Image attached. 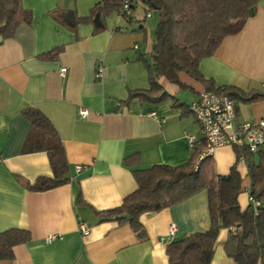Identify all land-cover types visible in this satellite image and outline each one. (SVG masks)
<instances>
[{"label": "crops", "instance_id": "obj_1", "mask_svg": "<svg viewBox=\"0 0 264 264\" xmlns=\"http://www.w3.org/2000/svg\"><path fill=\"white\" fill-rule=\"evenodd\" d=\"M98 2L20 0L29 19L0 33V232L28 234L0 264H169L170 241L210 227L205 188L140 214L137 231L98 218L137 188L133 169L189 162L203 135L188 107L206 88L185 72L179 84L159 76L152 85L156 11L137 0L128 15L105 14ZM197 70L210 89L235 94V126L264 119V0ZM139 91L145 95H134ZM29 110L51 130L35 127ZM55 143L64 152L65 181L31 189L37 179H57L48 154ZM258 152L264 143L253 151L255 161ZM208 157L217 177L235 166L241 178L236 200L244 210L251 204L244 157L237 160L229 145ZM171 223L175 234L168 240ZM227 236V229L218 231L209 264L234 263L224 251Z\"/></svg>", "mask_w": 264, "mask_h": 264}, {"label": "trees", "instance_id": "obj_2", "mask_svg": "<svg viewBox=\"0 0 264 264\" xmlns=\"http://www.w3.org/2000/svg\"><path fill=\"white\" fill-rule=\"evenodd\" d=\"M131 7L137 0H128ZM145 11L155 10L157 23L153 31L151 84L156 78L165 77L179 84V72H185L202 82L207 91L223 94L233 100L234 93L226 88L212 90L209 82L197 70L198 61L211 55L224 36L237 32L246 18L253 13L259 0H139ZM20 0H0V33L10 32L19 21L28 20L29 15L20 7ZM123 0H99L96 7L103 13L120 11ZM134 95H145L144 91ZM251 97L245 98L250 100ZM27 117L35 127L51 128L39 112L29 110ZM205 148L204 142L193 148L188 163L180 166L153 165L133 169L137 188L123 198L119 206L98 212L102 220L128 223L137 231L141 225L140 214L159 210L176 203L196 191L205 188L208 192L210 227L179 240L170 241L165 252L169 264H209L217 233L227 229L224 251L233 264H264V152L234 147L236 159L243 156L249 177V195L257 202L254 212L252 204L240 210L236 197L240 188V175L235 166L227 176L217 177L211 169L209 157L205 156L193 168L195 158ZM52 170L57 179H37L29 187L45 189L65 181L66 160L63 149L55 143L48 152ZM127 215L126 218L122 217ZM141 234V232H139ZM28 239L26 231L11 228L0 232V259L12 257V246Z\"/></svg>", "mask_w": 264, "mask_h": 264}, {"label": "built area", "instance_id": "obj_3", "mask_svg": "<svg viewBox=\"0 0 264 264\" xmlns=\"http://www.w3.org/2000/svg\"><path fill=\"white\" fill-rule=\"evenodd\" d=\"M120 11L126 15L132 12V7L128 0H123ZM148 15L147 12L146 16ZM60 71L63 72L64 68H61ZM188 108L201 129L205 145L204 150L198 154L193 162L194 169L205 156L210 155L214 148L218 146L229 145L255 151L264 143V119L242 122L235 126L234 103L226 95L204 90L200 92L196 100L190 103ZM78 114L81 117H86L87 110L79 108ZM189 139L193 141L192 136H189ZM79 168L80 165H76V169ZM248 198L255 212L258 202L250 195ZM79 231L85 234L88 232V228L83 223H80ZM174 234L175 226L171 223L168 226L166 239L171 240ZM50 239L51 236L46 237V241Z\"/></svg>", "mask_w": 264, "mask_h": 264}, {"label": "water", "instance_id": "obj_4", "mask_svg": "<svg viewBox=\"0 0 264 264\" xmlns=\"http://www.w3.org/2000/svg\"><path fill=\"white\" fill-rule=\"evenodd\" d=\"M95 21H99V14L98 13L95 15ZM0 39H1V37H0ZM122 217L126 218L127 215H123Z\"/></svg>", "mask_w": 264, "mask_h": 264}]
</instances>
